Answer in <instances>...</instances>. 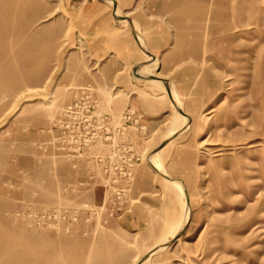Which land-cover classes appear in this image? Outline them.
I'll return each instance as SVG.
<instances>
[{
	"label": "rangeland",
	"instance_id": "obj_1",
	"mask_svg": "<svg viewBox=\"0 0 264 264\" xmlns=\"http://www.w3.org/2000/svg\"><path fill=\"white\" fill-rule=\"evenodd\" d=\"M156 199L160 236L97 242ZM26 252L264 264V0H0V264Z\"/></svg>",
	"mask_w": 264,
	"mask_h": 264
},
{
	"label": "crops",
	"instance_id": "obj_2",
	"mask_svg": "<svg viewBox=\"0 0 264 264\" xmlns=\"http://www.w3.org/2000/svg\"><path fill=\"white\" fill-rule=\"evenodd\" d=\"M95 6L96 5L87 6L88 8L87 9L83 8L82 11L83 13L85 12L87 17L88 15L92 16L95 12H97V9L95 8ZM96 15L97 13L93 15L92 18L95 17ZM93 22L101 23L99 21H93ZM91 26H93L94 28L97 27V25L95 24ZM94 34L95 33L91 32V35L89 36V42H90L89 45L91 47L93 44H95L93 43L95 42V37H96V35ZM125 42L126 40L123 42V49L121 51V59H123L124 61L123 64L125 66L131 67L134 69L135 66L138 64L141 57L139 54L136 53L134 47L132 46L130 42L129 44H126V45H125ZM106 52L108 51L101 48L97 52V55L102 58V56L105 55ZM139 77H140V80L147 81V79L144 77H141V75ZM151 77H149V79ZM164 88H165L166 95L169 96V91H170L169 86L164 85ZM147 112L149 114H153V112H150L149 110H147ZM154 203H155V206L150 207L149 209H151L154 212V214L159 213V217L155 216L150 224H149L150 218H152L154 215L153 212L150 214L151 211H149V213L147 214L146 209L142 207H137L134 209L133 213L130 215L109 220L107 223V226L99 232V235L97 237V242H99L101 245L105 244L106 246H108V250L114 251L116 250V247L121 242L120 238L123 236V232H124L123 229L127 231H136V232L138 229H143L145 232H147L149 230L148 228H151L154 234L151 235L152 239H150V241L160 236L165 231V228L164 229L162 228V224H163L162 221L161 223L159 221V219H163L162 208L159 206L161 204V201H159V199H156Z\"/></svg>",
	"mask_w": 264,
	"mask_h": 264
},
{
	"label": "bare ground",
	"instance_id": "obj_3",
	"mask_svg": "<svg viewBox=\"0 0 264 264\" xmlns=\"http://www.w3.org/2000/svg\"><path fill=\"white\" fill-rule=\"evenodd\" d=\"M110 4H112V2H110ZM204 75V74H203ZM206 80H208V79H206ZM167 84V83H166ZM169 87H170V93H174V94H177V92H176V90L174 89V85H172V84H167ZM166 85V86H167ZM230 112V111H229ZM233 113H235V112H233ZM214 114V113H213ZM206 115V114H205ZM208 117V116H207ZM189 123V122H188ZM186 127H183V128H179L178 130H172L171 131V137H173L174 138V136H176L179 132L178 131H182L183 129H185ZM182 129V130H181ZM188 130V129H187ZM213 131H214V129H213ZM249 135H254V133H252V134H249ZM250 137V136H249ZM215 151L214 152H216L217 154H218V156H221L222 154H221V152H222V150H220V149H214ZM153 161L155 162V160L153 159ZM150 167H152L153 169H156L157 170V167L155 166V164H153V162H151L150 163ZM172 185H174L175 187H178L176 184H174V183H172ZM183 206H184V204H183ZM184 219L186 220V219H188V217H189V214H190V211L189 210H187V209H184ZM179 226H181V224L179 223L178 225H177V227L170 233V235H169V237H168V239L170 238V236L174 233V231L175 230H177L178 229V227ZM167 239V240H168ZM166 240V241H167ZM158 251H162V249H159ZM153 254H155V253H153ZM152 254V255H153ZM24 264H42L41 263V260L39 259V256L37 255V256H35V257H33V256H31V254L29 253V252H26V254H25V260H24Z\"/></svg>",
	"mask_w": 264,
	"mask_h": 264
}]
</instances>
